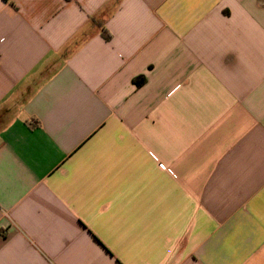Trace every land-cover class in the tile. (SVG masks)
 Segmentation results:
<instances>
[{
  "label": "crops",
  "instance_id": "obj_1",
  "mask_svg": "<svg viewBox=\"0 0 264 264\" xmlns=\"http://www.w3.org/2000/svg\"><path fill=\"white\" fill-rule=\"evenodd\" d=\"M0 264H264V0H0Z\"/></svg>",
  "mask_w": 264,
  "mask_h": 264
},
{
  "label": "trees",
  "instance_id": "obj_2",
  "mask_svg": "<svg viewBox=\"0 0 264 264\" xmlns=\"http://www.w3.org/2000/svg\"><path fill=\"white\" fill-rule=\"evenodd\" d=\"M101 32H102V36L105 38V40H107V41L111 40V34L106 29H103Z\"/></svg>",
  "mask_w": 264,
  "mask_h": 264
}]
</instances>
